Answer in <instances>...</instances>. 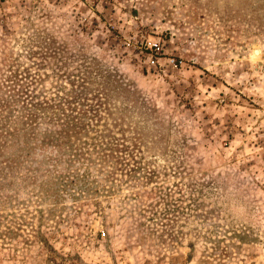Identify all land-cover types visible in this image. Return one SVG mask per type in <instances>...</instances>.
<instances>
[{
	"label": "rangeland",
	"instance_id": "obj_1",
	"mask_svg": "<svg viewBox=\"0 0 264 264\" xmlns=\"http://www.w3.org/2000/svg\"><path fill=\"white\" fill-rule=\"evenodd\" d=\"M17 100L0 264H264V0H0Z\"/></svg>",
	"mask_w": 264,
	"mask_h": 264
},
{
	"label": "trees",
	"instance_id": "obj_2",
	"mask_svg": "<svg viewBox=\"0 0 264 264\" xmlns=\"http://www.w3.org/2000/svg\"><path fill=\"white\" fill-rule=\"evenodd\" d=\"M28 95V94H27ZM25 95V96H27ZM23 103L19 100L15 101L14 107L17 106V114L13 116V119H10L8 116V120H11L8 125L1 126L0 131L2 134V138L0 139V169H4V166H9L10 164V155H14L12 153V149L15 148H58L55 145L57 142V138L60 139L61 133H58L57 129L53 130H41L42 123L41 120H35L34 113L28 110V105L23 106ZM15 111V110H14ZM7 121L4 118V122ZM6 123V122H5ZM45 126L46 123H43ZM15 136V137H14ZM20 158V155L19 157ZM85 174V173H84ZM84 178V175L77 176V180Z\"/></svg>",
	"mask_w": 264,
	"mask_h": 264
},
{
	"label": "built area",
	"instance_id": "obj_3",
	"mask_svg": "<svg viewBox=\"0 0 264 264\" xmlns=\"http://www.w3.org/2000/svg\"><path fill=\"white\" fill-rule=\"evenodd\" d=\"M146 49L149 51V53L151 54L150 60H149V64L151 66H154L158 63V56L162 55V45L160 44V42L158 41H154V42H148L146 44ZM179 64L181 62H178ZM170 65L176 67L177 66V62H175L174 60H171L169 62Z\"/></svg>",
	"mask_w": 264,
	"mask_h": 264
},
{
	"label": "bare ground",
	"instance_id": "obj_4",
	"mask_svg": "<svg viewBox=\"0 0 264 264\" xmlns=\"http://www.w3.org/2000/svg\"><path fill=\"white\" fill-rule=\"evenodd\" d=\"M259 53H260L259 51H256L255 56H259Z\"/></svg>",
	"mask_w": 264,
	"mask_h": 264
}]
</instances>
